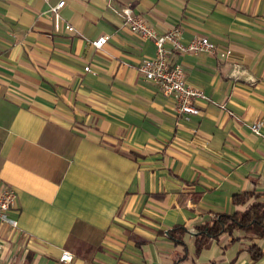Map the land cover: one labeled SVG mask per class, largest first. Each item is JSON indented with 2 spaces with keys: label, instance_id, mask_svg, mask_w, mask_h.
Returning <instances> with one entry per match:
<instances>
[{
  "label": "crops",
  "instance_id": "1",
  "mask_svg": "<svg viewBox=\"0 0 264 264\" xmlns=\"http://www.w3.org/2000/svg\"><path fill=\"white\" fill-rule=\"evenodd\" d=\"M59 1L0 0V179L19 209L17 227L0 225V264H264L242 230L195 245L199 225L238 208L235 193H264L251 128L264 132V0H66L57 29ZM123 7L232 49L171 55L208 95L200 115L178 118L176 97L141 73L156 46ZM182 224L185 244L169 235Z\"/></svg>",
  "mask_w": 264,
  "mask_h": 264
},
{
  "label": "built area",
  "instance_id": "2",
  "mask_svg": "<svg viewBox=\"0 0 264 264\" xmlns=\"http://www.w3.org/2000/svg\"><path fill=\"white\" fill-rule=\"evenodd\" d=\"M66 0H60L52 6L55 16V26L61 28L60 8L64 6ZM109 4V3H108ZM129 23L130 29L143 37L150 39L156 46V55L146 57L139 64V70L144 76L155 82L165 95L176 97L175 110L178 118L190 121L193 116L200 115L202 108L198 105L200 100L208 99L204 89L190 84L186 78L184 67L178 63L171 62V55L175 49L181 51L200 53L210 52L218 56L227 57L232 54V49H221L214 41L206 35H196L193 39L185 43L179 35L178 27H171L169 30L161 33L150 25L142 16L136 15L131 8L123 7L120 11ZM66 29L74 30L75 27L67 23ZM111 38L109 33H102L95 38L92 43L96 48L103 47ZM91 70L90 66L85 67ZM252 130L257 135H264L260 120H255L251 124ZM18 192L15 187L4 183L0 179V225L5 222L13 227L19 225V218L15 213L19 212L16 207ZM74 258L72 251L65 249L60 259L65 262H71Z\"/></svg>",
  "mask_w": 264,
  "mask_h": 264
},
{
  "label": "trees",
  "instance_id": "3",
  "mask_svg": "<svg viewBox=\"0 0 264 264\" xmlns=\"http://www.w3.org/2000/svg\"><path fill=\"white\" fill-rule=\"evenodd\" d=\"M232 202L238 207L233 213H219L214 218L197 227L195 245L197 251L205 247L210 238H218L223 233L234 234L244 231L254 239L249 252L254 261L264 256L259 239L264 236V193L256 190L237 192ZM245 206L244 209L240 207ZM189 229L185 225H175L169 229V235L176 241L185 244L183 235Z\"/></svg>",
  "mask_w": 264,
  "mask_h": 264
}]
</instances>
